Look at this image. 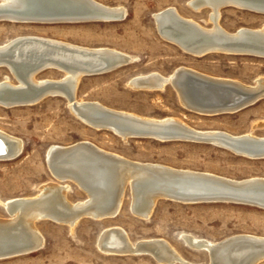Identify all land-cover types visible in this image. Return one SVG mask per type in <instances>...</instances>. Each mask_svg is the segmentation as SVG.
Here are the masks:
<instances>
[{
    "label": "rangeland",
    "instance_id": "obj_1",
    "mask_svg": "<svg viewBox=\"0 0 264 264\" xmlns=\"http://www.w3.org/2000/svg\"><path fill=\"white\" fill-rule=\"evenodd\" d=\"M95 2L107 7L123 8L124 18L57 24L4 20L0 21V45L15 37L33 35L73 46L116 50L130 56L132 61L108 73L81 77L75 91L78 101L96 102L106 108L140 117H172L199 131L216 130L231 135L250 133L264 137V126H254L264 121V99L234 113L205 116L187 110L169 82L162 88L151 90L134 89L129 85L132 78L149 73L166 77L178 67L244 85H253L258 79L264 84V56L213 53L195 57L158 35L155 14L174 8L181 16L207 29L212 26L208 20V9L194 11L187 5L188 0ZM218 24L229 33L240 28L256 30L264 26V14L224 7L220 10ZM37 77L57 80L62 77V73L50 69ZM4 79L15 83L9 71L0 68V81ZM79 120L71 113L68 102L61 95L46 96L32 105L12 108L0 106V131L23 143L18 156L0 160V201L40 196L44 185L67 184L69 189L64 193L66 203H87L88 197L78 184L70 179L55 178L46 164V152L50 147L83 141L138 163L206 172L233 180L264 177V159H249L219 146L187 140L160 142L153 138H123L111 130L94 129ZM125 187L114 217L94 220L82 215L71 218L69 222H61L42 216L32 221L31 225L43 244L30 253L1 256L0 264H164L147 253L138 254V251L108 254L102 251L98 241L104 231L111 228L125 232L128 241L134 244V249L148 241L170 246L187 262L174 264L209 263L207 252L189 248L183 236L205 239L211 243L235 235L264 237V209L225 202L184 204L159 198L152 205L150 215L140 216L133 212L130 187L128 184ZM8 219L10 217L0 205V221L8 222ZM258 264H264V261Z\"/></svg>",
    "mask_w": 264,
    "mask_h": 264
},
{
    "label": "bare ground",
    "instance_id": "obj_2",
    "mask_svg": "<svg viewBox=\"0 0 264 264\" xmlns=\"http://www.w3.org/2000/svg\"><path fill=\"white\" fill-rule=\"evenodd\" d=\"M187 5L194 11L208 9V20L212 26L203 28L194 20L181 16L176 9L167 8L154 15L158 35L165 41L177 45L184 52L195 57L213 53L254 56H262L259 53H264L263 50H256L241 43L240 39L242 33H248L256 35L264 44V26L256 30L240 28L229 33L218 24L220 10L224 7H236L264 14L262 12L264 0H188ZM124 16L123 8L107 7L95 0L0 1V21L8 20L13 23L103 22L120 20ZM176 24L184 28L177 27ZM131 61L130 56L110 48L73 46L66 42L33 35L15 37L0 45V68L8 70L15 80L14 84L5 79L0 81V106L12 108L32 105L46 96L61 95L68 102L71 113L73 112L82 122L94 129L111 130L123 138L139 137L153 138L160 142L187 140L207 143L224 148L238 156L264 159V137L250 133L231 135L216 130L199 131L176 118L140 117L106 108L96 102L76 99V85L81 77L108 73ZM113 67L115 69L111 70ZM50 69L61 72L62 77L57 80L38 79L39 74ZM167 82L173 86L180 102L187 110L205 116L234 113L245 105L250 106L264 99V84L260 79L253 85H244L224 78H212L186 67H178L166 77L156 73L138 76L132 78L129 85L134 89L151 90L162 88ZM254 126L263 127L264 121ZM206 135L219 136V138L202 140L201 137ZM229 140L250 141L260 145L237 148L229 144ZM22 146L20 139L0 131V160L15 158L20 154ZM46 164L55 178L70 179L78 184L88 197V202L78 203L79 205L66 203L64 193L69 189L67 184L47 187L44 185L41 187L40 196L0 201V205L10 214L8 222L0 221V257L16 253L23 255L24 252L38 249L43 243H40V238L31 222L37 221V218L39 220L42 216L61 222L82 215L90 216L94 220L114 217L119 209L126 184L132 194L133 212L140 216L148 215L153 208L152 205L159 198L190 204L189 201L192 199L212 195L207 189H202L203 187L194 191L197 184L209 186L208 189H213L211 186L218 189H236L238 186L247 187L251 184L264 186V177L233 180L206 172L138 163L102 151L84 141L68 146L50 147L46 152ZM193 179L199 181L195 182ZM56 205L58 208H55ZM124 233L118 228L104 231L98 241L99 248L107 254L127 251H138L139 254L144 253L142 252L144 250L149 255L153 254L159 263H187L174 249L161 242L148 241L143 244L154 245H148L144 249L140 247L134 249V244L128 241L129 238ZM183 237L184 243L189 248L201 251H206L207 248L214 247L222 241L211 243L205 239ZM241 237L247 241L216 250L208 264H254L255 262L250 261V256L256 248L250 240H264V237L252 235Z\"/></svg>",
    "mask_w": 264,
    "mask_h": 264
},
{
    "label": "water",
    "instance_id": "obj_3",
    "mask_svg": "<svg viewBox=\"0 0 264 264\" xmlns=\"http://www.w3.org/2000/svg\"><path fill=\"white\" fill-rule=\"evenodd\" d=\"M264 13V11H262ZM177 27H182L179 24H176ZM184 28V27H182ZM195 35H199L197 34V32H193ZM200 37V36H199ZM241 43L246 44L247 46H251L254 49H260L264 51V44L262 42H260L257 39L256 35H252V34H245L242 33L241 36ZM262 55V57L264 56V53H259ZM115 69V67H113L111 70ZM165 85H168L167 83ZM202 85V84H200ZM249 106V105H248ZM247 105L243 106L241 109L248 107ZM240 110V109H239ZM203 138L202 140H208L209 138H219V136H204L201 137ZM229 144H231L232 146H235L237 148H241V147H254V146H258L260 144L254 143V142H250V141H234V140H229ZM257 151V150H256ZM195 182L199 181L197 179H193ZM246 186V185H245ZM245 186H238L236 189L235 188H216L211 186V188L213 189H208L210 188L209 186H204L202 184H197V188L193 189L194 191H197L199 187H203L202 189L206 190L207 192H211L212 195H205V197L201 198V199H192L191 203H197V202H229V203H233V204H245V205H252V206H256L259 208H264V186H259V185H249L247 187ZM258 198H261L260 200H258ZM4 211L6 212L7 215L9 214V211L4 208ZM242 235H237V236H232L229 238H226L224 240H222L218 245L214 246V247H210L207 248L206 252L208 254V262H211V256L213 255V253L220 249V248H225V247H230L236 244H240L245 240L244 238L241 237ZM252 245L256 248L255 251L253 253H251L252 255L250 256V261L255 262L254 264H258L262 261H264V240H250ZM250 243V242H248ZM148 245H154L153 243L150 244H142L140 245L141 249L146 248ZM32 251V250H31ZM142 252H147L142 250ZM150 256H152L157 262L158 259L156 257H154L153 254H151Z\"/></svg>",
    "mask_w": 264,
    "mask_h": 264
}]
</instances>
